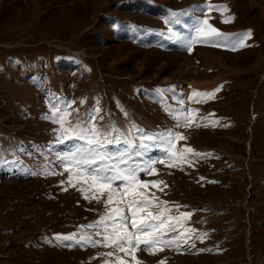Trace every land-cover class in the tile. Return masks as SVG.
I'll list each match as a JSON object with an SVG mask.
<instances>
[{"label": "rangeland", "instance_id": "374dc122", "mask_svg": "<svg viewBox=\"0 0 264 264\" xmlns=\"http://www.w3.org/2000/svg\"><path fill=\"white\" fill-rule=\"evenodd\" d=\"M205 3L228 11L191 12ZM185 11L190 15L179 16L180 23L166 24L171 13ZM205 15L223 33L251 30L250 46L231 51L198 43L189 52L168 39L169 27L179 40L192 34L194 17ZM228 16L234 19L223 23ZM190 82L199 87L188 90ZM217 88L215 98H201L205 103L189 99ZM48 94L75 100L81 114L99 100L103 123L121 130L130 124L147 133L173 129L175 121L157 102L161 95L173 108L183 100L185 110H198L188 115L218 121L174 128L187 137L178 147L208 158L182 165L183 171L166 160L155 165L158 176L140 177L165 181L160 199L186 205L179 211L193 213L188 226L208 238L188 251L135 255L142 264H264V0H0V149L14 153L23 145L33 157L17 158L33 169L43 162L36 149L54 140L55 125L41 119ZM66 178L0 168V264H102L111 249L45 242L79 231L104 211L75 188L62 191Z\"/></svg>", "mask_w": 264, "mask_h": 264}, {"label": "snow or ice", "instance_id": "6c2138e0", "mask_svg": "<svg viewBox=\"0 0 264 264\" xmlns=\"http://www.w3.org/2000/svg\"><path fill=\"white\" fill-rule=\"evenodd\" d=\"M212 10L223 16L228 11V6L205 3L194 6L191 12L207 13ZM189 15L188 11L173 12L171 16L174 19L165 22L178 24L181 22L179 16ZM210 19L212 17L207 15L203 19L194 17L190 29L192 34L179 40L173 39V29L169 27L168 39L173 43H180L189 52L198 43L231 51L250 46L246 41L251 38V30L245 33H223L209 22ZM233 19L228 16L222 22L230 23ZM219 91L220 88L212 92L196 91L192 96L197 99H189L193 103H205L201 98H215ZM157 102L164 107L175 124L173 129L147 133L135 124L121 130L110 120L107 124L103 123L106 117L102 114L99 100L81 114L79 107L75 106V100L48 94V110L41 119L55 125L52 128L54 140L43 149H36L39 153L37 158L43 159L40 168H30L17 158L18 154L33 157V153L27 151L23 145L16 146L14 153L0 149V168H15L25 176H63L67 173L66 180L60 181L62 191H67L69 187L75 188L88 203L95 201L104 205V211L96 220L77 226V232L57 233L51 239L45 237L46 243L69 248L100 246L111 249L102 254L106 257L102 264H142L135 255L137 251H146L150 255H157L166 248L183 252L195 248L197 242L203 243L208 238L207 232L188 226L193 213L179 211L181 207H187L186 205L173 203L169 206V202L160 199L157 192L165 193V189L169 187L165 181H144L140 177L141 174L158 176L155 165H164L166 160L167 167H180L183 171L182 165L194 167L196 161L208 158L211 154L200 153L190 146L178 147V143L186 141L187 137L174 131V128L207 126L208 123L216 124L218 121L188 115L187 113H196L198 110H185L183 100L178 101L180 108L168 105L162 95ZM79 103L84 104L85 100L81 99ZM123 114L128 115L127 111ZM59 145L65 147L59 149ZM153 151L161 155L153 157L150 155ZM9 154L12 159L7 158ZM49 154L54 155V159H50ZM174 211L177 214L174 215ZM87 229L94 231L88 232ZM198 251L211 249L202 248ZM158 264H165V260H160Z\"/></svg>", "mask_w": 264, "mask_h": 264}, {"label": "bare ground", "instance_id": "6f19581e", "mask_svg": "<svg viewBox=\"0 0 264 264\" xmlns=\"http://www.w3.org/2000/svg\"><path fill=\"white\" fill-rule=\"evenodd\" d=\"M204 54H205L206 58L210 60V62L217 61V64H219L218 60H214V59H213V57H212L213 54H212V53H211V54H209V53H204ZM208 86H209V85H208ZM198 87H199V86H198L196 83H194V82H190V83H189V88H187V89H188V90H189V89H192V90L194 89V90H195V89H197ZM187 89H186V90H187Z\"/></svg>", "mask_w": 264, "mask_h": 264}]
</instances>
